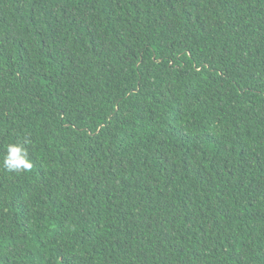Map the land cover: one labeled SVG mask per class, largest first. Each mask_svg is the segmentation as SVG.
Instances as JSON below:
<instances>
[{
  "label": "trees",
  "instance_id": "1",
  "mask_svg": "<svg viewBox=\"0 0 264 264\" xmlns=\"http://www.w3.org/2000/svg\"><path fill=\"white\" fill-rule=\"evenodd\" d=\"M0 264H264V0H0Z\"/></svg>",
  "mask_w": 264,
  "mask_h": 264
},
{
  "label": "clouds",
  "instance_id": "2",
  "mask_svg": "<svg viewBox=\"0 0 264 264\" xmlns=\"http://www.w3.org/2000/svg\"><path fill=\"white\" fill-rule=\"evenodd\" d=\"M2 167L8 172L22 173L30 171L33 168V163L23 145L9 144L2 160Z\"/></svg>",
  "mask_w": 264,
  "mask_h": 264
}]
</instances>
